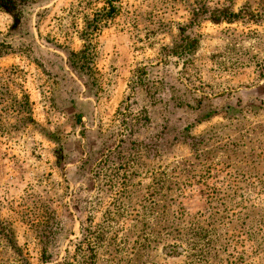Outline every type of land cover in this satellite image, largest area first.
I'll use <instances>...</instances> for the list:
<instances>
[{
  "label": "rangeland",
  "instance_id": "1",
  "mask_svg": "<svg viewBox=\"0 0 264 264\" xmlns=\"http://www.w3.org/2000/svg\"><path fill=\"white\" fill-rule=\"evenodd\" d=\"M264 264V0H0V264Z\"/></svg>",
  "mask_w": 264,
  "mask_h": 264
},
{
  "label": "trees",
  "instance_id": "2",
  "mask_svg": "<svg viewBox=\"0 0 264 264\" xmlns=\"http://www.w3.org/2000/svg\"><path fill=\"white\" fill-rule=\"evenodd\" d=\"M81 264H92V262H90V260H84Z\"/></svg>",
  "mask_w": 264,
  "mask_h": 264
}]
</instances>
